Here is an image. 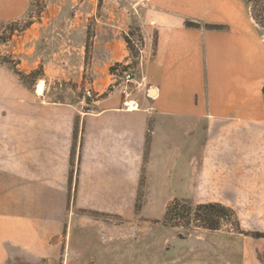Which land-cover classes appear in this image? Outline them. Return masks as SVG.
Segmentation results:
<instances>
[{
    "label": "rangeland",
    "instance_id": "1",
    "mask_svg": "<svg viewBox=\"0 0 264 264\" xmlns=\"http://www.w3.org/2000/svg\"><path fill=\"white\" fill-rule=\"evenodd\" d=\"M148 1L0 0V67L35 94L28 106L8 107L0 100V207L11 195L17 200L25 196L30 215L61 217L57 233L51 230L45 236L46 253H33L28 259L18 255L2 264H216L219 247L224 241L232 242V237L241 245L251 243L264 264V125H234L225 130V142L220 141L225 149H241L237 195L225 197L218 186V176L224 172L217 170L211 156L204 179L200 159L193 174L185 175L193 179L194 185L180 192L179 199L193 205L216 202L231 209L232 215L220 220L218 229L204 228L194 219L175 227L164 226L163 216L171 203L161 204L157 188L145 202L143 193H139L136 203L121 206L123 211L110 212L75 200L85 142L82 117L93 110L96 100L119 88L124 71L130 70L134 77L139 74L144 46L141 25ZM245 2L264 33V0ZM121 50L126 52L124 60L107 66L111 55ZM116 63L120 65L114 66ZM40 81L43 87L37 93ZM135 87L131 86L130 97ZM69 117L70 126L76 128L71 139L64 136ZM19 131L29 136L31 147H19L20 139L10 138ZM239 133L246 138L231 140L234 144L228 145L226 138ZM11 140L17 145L15 149L7 146ZM22 150L26 155L19 153ZM23 159L32 161L41 172L48 163V173L54 179L49 180L53 188L47 192L56 195L55 204H39L41 196L33 193L47 189L34 177L29 185L11 188L24 180L11 178L7 169L11 164L23 163ZM254 163L257 170L253 169ZM184 189L181 187V191ZM57 191L67 198L64 213L59 209L61 195ZM52 208L57 210L53 212Z\"/></svg>",
    "mask_w": 264,
    "mask_h": 264
},
{
    "label": "crops",
    "instance_id": "2",
    "mask_svg": "<svg viewBox=\"0 0 264 264\" xmlns=\"http://www.w3.org/2000/svg\"><path fill=\"white\" fill-rule=\"evenodd\" d=\"M148 2L141 25L144 46L140 71L130 97L137 107H122L123 97L116 88L96 100L93 110L82 117L85 142L75 200L110 212L123 211L122 205L136 203L139 193H143L145 202L155 188L161 204L172 203L180 192L194 185L193 179L185 175L193 174L198 159L201 177L205 178V172L210 170L209 156L217 162V170L224 172L218 176V186L230 199L239 191L236 188L240 184L241 149H225V143L220 142L225 139V130L234 125H264V33L250 15L245 0ZM186 21H193L198 27L188 26ZM125 54L124 50L112 54L107 66L122 62ZM40 82L37 93L42 91V82L38 90ZM34 95L32 89L0 67V100L5 105L28 106ZM66 122L69 129L64 136L71 139L72 117ZM230 136L226 140L231 146V140L246 138H241L240 133ZM10 138L20 139L19 147H31L29 136L22 131ZM7 146L15 149L17 145L11 140ZM19 153L26 155L24 150ZM23 160L7 169L11 178L24 180L11 188L29 185L34 177L47 189L33 193L41 196L39 204H55L56 195L47 192L53 188L49 180L54 179L48 173V163H44L41 172L32 161ZM224 165L227 169L222 170ZM253 165L257 170V163ZM181 187L186 190L181 191ZM57 192L61 195L57 201L59 209L64 213L67 198ZM24 197L17 200L11 195L0 207V264L18 255L28 259L33 253H46L45 236L59 229L61 217L30 215L31 208H26ZM231 239L232 242L219 244L216 264H262L251 243L241 245Z\"/></svg>",
    "mask_w": 264,
    "mask_h": 264
},
{
    "label": "trees",
    "instance_id": "3",
    "mask_svg": "<svg viewBox=\"0 0 264 264\" xmlns=\"http://www.w3.org/2000/svg\"><path fill=\"white\" fill-rule=\"evenodd\" d=\"M186 24L188 26H198L197 23L189 21L186 22ZM207 26L212 28L215 27V25ZM118 65L120 64L116 63L114 66ZM110 70H113V67H111ZM75 129L74 127V132L76 131ZM231 215V209L220 203L211 202L193 205L187 200L175 198L174 201L167 206L162 224L164 226L175 227L182 221L189 222L194 219L202 222V227L215 230L218 229L220 220H228Z\"/></svg>",
    "mask_w": 264,
    "mask_h": 264
},
{
    "label": "built area",
    "instance_id": "4",
    "mask_svg": "<svg viewBox=\"0 0 264 264\" xmlns=\"http://www.w3.org/2000/svg\"><path fill=\"white\" fill-rule=\"evenodd\" d=\"M135 84V77L130 70H126L123 73L122 82L119 84V91L123 97L122 105L124 108H135L137 103L130 98L132 93L131 86Z\"/></svg>",
    "mask_w": 264,
    "mask_h": 264
},
{
    "label": "bare ground",
    "instance_id": "5",
    "mask_svg": "<svg viewBox=\"0 0 264 264\" xmlns=\"http://www.w3.org/2000/svg\"><path fill=\"white\" fill-rule=\"evenodd\" d=\"M38 90H39V91L41 90V82H40L39 85H38Z\"/></svg>",
    "mask_w": 264,
    "mask_h": 264
}]
</instances>
